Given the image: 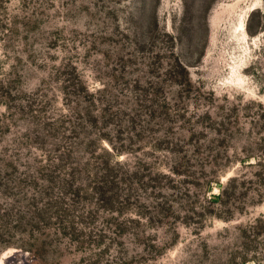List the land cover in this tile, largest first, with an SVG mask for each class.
Segmentation results:
<instances>
[{
	"label": "rangeland",
	"instance_id": "rangeland-1",
	"mask_svg": "<svg viewBox=\"0 0 264 264\" xmlns=\"http://www.w3.org/2000/svg\"><path fill=\"white\" fill-rule=\"evenodd\" d=\"M0 264H264V0H0Z\"/></svg>",
	"mask_w": 264,
	"mask_h": 264
},
{
	"label": "water",
	"instance_id": "water-1",
	"mask_svg": "<svg viewBox=\"0 0 264 264\" xmlns=\"http://www.w3.org/2000/svg\"><path fill=\"white\" fill-rule=\"evenodd\" d=\"M245 27H246V25H245Z\"/></svg>",
	"mask_w": 264,
	"mask_h": 264
}]
</instances>
